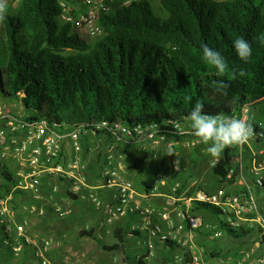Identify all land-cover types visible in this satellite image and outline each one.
I'll use <instances>...</instances> for the list:
<instances>
[{"label":"trees","instance_id":"trees-1","mask_svg":"<svg viewBox=\"0 0 264 264\" xmlns=\"http://www.w3.org/2000/svg\"><path fill=\"white\" fill-rule=\"evenodd\" d=\"M151 1L114 2L99 19L102 34L92 38L58 21L60 0H18L15 12L2 21L6 55L0 59V98L21 100L31 120L69 126L152 123L167 139L183 138L174 123H190L188 114L198 101L209 114L229 116L244 104L255 105L264 120V0H159L168 15L164 20L153 13ZM241 37L252 46L248 61L240 60L233 47ZM203 45L220 52L229 65L227 73L218 75L204 62ZM240 70L246 74L240 76ZM219 80L228 88L217 90ZM259 123H253L257 144L264 142ZM240 154L248 158L246 145L243 150L228 147L212 166L219 183L236 180ZM230 168L234 172L228 177ZM135 187L139 189L136 182ZM21 195L25 193L15 192V200ZM194 210L205 222L203 213L217 218L219 228L231 239L252 232L243 226L231 228L210 205ZM123 227L115 226L116 242L111 245L102 242L94 227L82 228L79 237L96 240L105 251L125 253ZM3 230L0 224V253L8 254ZM143 233L131 231L135 236ZM163 246L183 251L172 240ZM31 247L25 245L15 258L35 259ZM221 251L215 248L208 256L217 257ZM189 255L183 251L184 259ZM137 264L146 263L139 259Z\"/></svg>","mask_w":264,"mask_h":264},{"label":"built area","instance_id":"built-area-1","mask_svg":"<svg viewBox=\"0 0 264 264\" xmlns=\"http://www.w3.org/2000/svg\"><path fill=\"white\" fill-rule=\"evenodd\" d=\"M119 1L122 5H129L140 0H60L61 11L58 21L70 23L89 37H98L102 34L99 24L101 15L110 9V5ZM244 104L238 113L231 116L248 119L251 116L249 106ZM260 124V123H259ZM178 135L182 139H167L159 134L156 124L136 125L129 127L123 123H108L101 121L94 124H77L69 126L65 122H48L47 120H31L29 114L6 111L0 104V224L5 233L3 243L11 252L18 256L25 245L34 247L33 254L38 264H50L46 255L51 242L44 240L37 243L25 233V223L16 221V211L12 200L14 193H25L34 203L26 208L29 213L43 215L45 206L58 218H67L74 213L70 201L76 200L102 210L105 223L133 217L131 230L146 231L149 240L164 244L168 240L175 241L183 251L190 253L187 259L182 254L177 260L182 264H209L201 255L187 244L184 233L191 235L192 231L205 229L212 232L213 237H220L223 231L218 223L203 221L202 217L194 210L201 204H207L221 213V220L236 228L241 226L240 221H246L247 228L256 227L257 238L253 249L264 247V211L258 207L254 188L264 189V158L257 153L247 142L244 145L251 152L250 181L239 183L245 186V191L231 192L225 187L214 190L192 189L188 193L179 191L178 184L170 186V194L166 199L165 211L161 214L164 227L153 222V207L148 192H138L133 181L127 176L124 165L110 156L108 161L96 172L93 183L87 180L85 167L75 158L69 165L62 162L63 147L71 143L74 151L80 149L82 134L103 131L114 144L126 143L130 145L141 142L159 143L169 140L171 144H183L187 147L196 146L200 140L194 135L190 123L182 125L174 123ZM264 130V126L262 127ZM255 136V135H254ZM172 160V168L180 172ZM242 154L239 157V171L241 170ZM232 171V169H230ZM239 174L242 171L238 172ZM230 177V173L228 175ZM59 180L60 184L48 182L43 188L44 181ZM166 179L161 173L155 176L151 185V192L157 191L160 185H165ZM61 185H63L61 187ZM101 189H111L110 197L104 201L100 197ZM62 191V192H61ZM186 192V193H185ZM63 193L64 195H62ZM71 195H70V194ZM147 252L151 255L152 243L149 242ZM246 258H238L233 264H245ZM251 264H264V251L259 258Z\"/></svg>","mask_w":264,"mask_h":264},{"label":"rangeland","instance_id":"rangeland-1","mask_svg":"<svg viewBox=\"0 0 264 264\" xmlns=\"http://www.w3.org/2000/svg\"><path fill=\"white\" fill-rule=\"evenodd\" d=\"M17 4L18 0H9L6 14L15 12ZM151 7L153 13L159 19L164 20L167 18L168 15L162 9L159 0H152ZM2 26L3 22H0V59H5V32ZM0 103L12 112L23 113L21 100L4 98ZM249 110L251 116L248 117V120L251 123L260 122L264 126V120L260 118L258 106L250 105ZM81 136V146L85 148L87 155L84 158L79 157V159L81 161L86 160V165H88L89 169L97 172L111 156L113 160L121 162L125 167L127 176L131 180L134 177L137 186L141 185L143 191L148 193L151 192V182H153L155 176L159 173L164 175L166 184H168L167 189L171 185L178 184L181 191H186L187 193L192 189L211 191L219 187H225L231 192L245 191V186L239 183V178L241 177L239 175H242V181H250L251 179L250 150V155L247 159H243L242 156L240 170L242 173H238L236 180L232 183L224 182L221 184L211 169L216 161L224 155L225 150L219 157L212 158L207 153L209 145H205L201 141L194 147H187L183 144L173 145L169 140L159 143L141 142L134 145L126 143L113 145L112 141L104 134L87 133ZM83 142H85V147ZM248 143L257 153L258 157L264 158V142L257 144L255 136H253ZM169 150H171L172 155H167ZM196 152L200 153V155L198 156ZM174 157L180 163V172H175L172 168ZM67 159H65L64 165H69L73 162L72 159ZM230 169L228 171L232 174L234 169ZM56 183L60 184L58 179H56ZM160 190L158 188L154 192L158 193ZM253 191L259 209L264 211V189L254 188ZM156 197L164 199L162 203L152 202V219L153 222L164 227L161 214L167 206L165 197L163 195H157ZM30 198L28 194L21 195L16 200L13 198L12 205L16 211V221L18 223L26 222L24 225L26 235L38 244L43 243L44 240L51 242V246L46 252L50 264H137L139 259L144 260L146 264H182V261L177 260L183 254L182 250L165 248L163 244L157 243L153 239L149 240L148 234L144 230L142 236L132 235L130 226L123 227L127 239V243L124 246L125 253L121 251H105L96 240L89 237H79V231L82 228L94 226L97 229V235H99L103 243L111 245L116 242L113 234L115 224L105 223L106 215L102 210L99 217L96 218L88 215L92 213L84 211L77 218H58L45 206V213L43 215H35L29 213L26 209L29 204L34 203ZM70 202L73 207L75 206L80 211L84 207V204L80 201ZM203 215L208 222L218 223V219L210 214L203 213ZM128 221L127 217L124 218L123 224ZM246 223V221H240V225L247 228ZM250 229H252V232L246 238L240 240L231 239L225 234L220 237H213L212 232H208L202 228L192 231L190 236L184 233V239L209 264H233L238 258H246L245 264H251L259 258L264 251V247L252 251L253 243L257 238V230L255 226ZM149 242L152 243L153 253L151 255L147 252ZM26 246L31 247L32 244ZM218 247L222 249L221 255L217 257L208 256L213 249ZM15 257L12 252L8 254L0 253V264H38L35 259L28 258L20 261Z\"/></svg>","mask_w":264,"mask_h":264},{"label":"clouds","instance_id":"clouds-1","mask_svg":"<svg viewBox=\"0 0 264 264\" xmlns=\"http://www.w3.org/2000/svg\"><path fill=\"white\" fill-rule=\"evenodd\" d=\"M9 0H0V22L5 18ZM236 54L242 61H248L252 56V46L244 38H237L233 42ZM202 56L206 64L215 68L218 75H224L229 69L224 57L217 50L207 45L202 46ZM246 73L239 71L240 76ZM223 80L215 82L217 90L228 88ZM201 102H196L187 119L190 121L194 135L205 145H209L207 153L212 158L219 157L228 147L241 146L247 143L254 135L255 128L248 119L237 118L225 114H209L204 110ZM167 155H172L171 150ZM179 161L175 162L177 168Z\"/></svg>","mask_w":264,"mask_h":264},{"label":"crops","instance_id":"crops-1","mask_svg":"<svg viewBox=\"0 0 264 264\" xmlns=\"http://www.w3.org/2000/svg\"><path fill=\"white\" fill-rule=\"evenodd\" d=\"M3 27V26H2ZM1 99V98H0ZM2 100V99H1ZM0 100V101H1ZM1 104V103H0ZM22 104V103H21ZM1 106L6 110V111H11L9 108H5L2 104H1ZM23 106V105H22ZM25 110L23 109V112H24ZM84 135H86V134H84ZM82 137V136H81ZM81 137H80V149L78 150V151H74V149H73V146H72V144L71 143H67V144H65L64 145V147H63V151H62V162H63V164H65V159H67L68 157V159H72L73 161H74V159L75 158H77L78 159V162L80 163V164H82L84 167H85V172H86V174H87V180L89 181V182H91V183H93L94 181H95V174H96V171H92L91 169H89L88 168V165H86L87 164V162H86V160H84V161H81L80 159H79V157L81 158H84V157H86V151H85V148H83L82 146H81ZM84 143V147L86 146L85 145V142H83ZM86 143H87V141H86ZM87 145H88V143H87ZM262 152V151H261ZM197 153V152H196ZM198 154V156L200 155V153H197ZM72 157H71V156ZM89 157V156H88ZM67 159V160H68ZM86 159V158H85ZM132 181H133V183H134V185H135V180H134V177L132 178ZM48 182H50V183H55L56 181L55 180H49V181H44V183H43V188L45 187V188H47V185H48ZM152 183L153 182H151V185H152ZM167 183V182H166ZM165 183V185H160L159 186V189H161L160 190V192H158V193H155V192H150L149 194L151 195V197H150V200L152 201V202H156V203H162V200L164 199H162V198H159V197H156L157 195H160V196H164L165 197V201H166V199L168 198L167 196L170 194V187H169V189H167L168 188V184H166ZM136 186H137V184H136ZM139 189H137L136 187H135V189L138 191V192H141V193H143V192H145V191H143V187L141 186V185H139V186H137ZM151 188V187H150ZM168 191H167V190ZM100 197H101V199H103L104 201H107L108 199H109V197H110V194H111V189H101L100 191ZM168 192V193H167ZM61 194H63V193H61ZM74 201H78V200H76V199H74ZM83 204H84V207L82 208V210L80 211V210H78L75 206H74V213L70 216V218H77V217H80L81 215H82V213H83V211L84 212H89V213H92V214H88V215H91V216H93V217H99V214H100V211L101 210H99V209H96L94 206H92V205H89V204H87V203H84V202H82ZM86 204V205H85ZM128 219H129V221L128 222H125V224H123V220H124V218H121V219H119V220H117V221H115L113 224H115V226H131L132 225V223H133V221H136V219H134L133 217H127ZM100 220H102V219H100ZM155 220V219H154ZM104 221V220H103ZM91 227H94V226H91ZM94 229H95V234L97 235V229H96V227H94ZM98 237H99V235H97ZM100 238V237H99Z\"/></svg>","mask_w":264,"mask_h":264}]
</instances>
